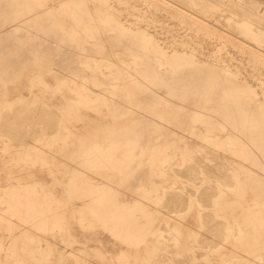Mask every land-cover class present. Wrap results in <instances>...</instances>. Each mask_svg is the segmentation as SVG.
<instances>
[{"label":"rangeland","instance_id":"rangeland-1","mask_svg":"<svg viewBox=\"0 0 264 264\" xmlns=\"http://www.w3.org/2000/svg\"><path fill=\"white\" fill-rule=\"evenodd\" d=\"M123 1L0 0V83L12 79L14 85L29 88L26 98L10 104L0 103V122L5 116V109L11 111L10 108H13L14 115H31L29 117L25 114L29 117L28 121L24 122L28 130L34 125H41L38 123L39 114L40 117H49L50 114H44L45 108V111H52L58 117L60 132L62 126L65 130L63 121L73 113L78 116H90L88 127L82 130L88 131L90 139L87 143L90 144L84 147L88 146L93 156L89 155L91 157L88 165L95 170L79 172L78 182H86L87 179L102 182L108 174L114 172L120 174L121 181L126 179L130 168L140 164L154 183L136 192L148 196L146 200L149 201L138 206L151 207V210H154V219L158 214L165 215V210L157 204L158 199L163 196L164 186L174 189L178 187L176 189L190 196L189 205L197 212V222L200 219L199 229L192 233L188 240L193 261H204L206 264H244L245 261V264H264V0ZM175 1L179 2L181 7ZM245 2H249L248 5ZM174 4L175 6H172ZM145 5V11L139 12V8ZM238 22L241 23L240 26ZM208 24L223 34H206L205 27ZM237 27H242V31ZM231 32L237 33L233 35ZM257 35L263 38H258ZM197 42H204L208 47L212 45L221 48V58L214 57L217 52L212 55L209 49L198 45ZM195 66L197 67L194 68ZM39 73L49 84L40 80ZM94 81H98L99 85L94 84ZM99 93L101 101L97 103ZM71 97L74 100H71ZM183 99H186V102ZM88 102L92 105L97 103L99 109L95 110L94 106L86 105ZM135 120L142 121V130L155 131L157 138L142 139L140 144H135V140L125 137L123 132L132 130ZM28 122H33L32 127H29L31 124ZM236 135L238 138H234ZM54 136L56 135L46 139L47 153L58 135L55 138ZM228 137L234 140L229 142ZM92 147L101 149L95 151ZM19 148L10 150L5 145L2 152H6L9 157L16 152L18 162H27V159L31 158L29 163L37 164L38 158L36 153L34 154L38 152L37 145L33 146L34 150L29 151V156L18 153L21 151ZM191 149H195L197 154L204 152V162L218 161L225 171H229L230 180L225 183L219 180L213 182L203 165L199 166L198 171L201 173V180L197 178L193 181L177 172L187 161H191L190 153L194 152ZM211 149L216 154L211 152ZM15 162V167L20 165ZM51 167L52 169L46 172L47 180L53 182L59 178L69 179V172L56 171L53 165L47 164V168ZM68 182L59 187H39L37 182L26 188L0 186V211L34 210L36 204L33 201L37 200L42 202L41 206L45 209L64 210L71 205V195L118 194L116 188L106 191L104 184L100 183L102 186L92 185L91 182L89 186H70ZM212 182L218 186L216 194L211 197V204L203 205L197 201L196 195L189 194L188 188L193 192L197 189L198 193L200 188L197 187ZM22 191L27 193V196H24V199H28L27 204L21 201L23 195L17 196L21 195ZM205 210L213 212L216 218H223L224 224L204 237L200 232L206 228L201 215ZM141 212L139 208L129 211L132 222H118L112 213L108 214L105 227L109 230L115 228L113 230L116 231L111 237L118 239L117 231H122L127 226H132L133 222L139 221L143 217ZM182 212H174L169 217L180 220L184 215ZM199 237L203 238L202 242L196 241ZM98 238L80 236L79 248L85 249L90 255L98 253L104 249ZM198 242L202 244L199 245ZM15 253L14 262L17 264L21 252ZM47 254L48 250L45 255ZM84 256L85 252L78 253V264L83 261ZM123 259L121 255L117 258L119 263H122ZM98 261L101 262V257Z\"/></svg>","mask_w":264,"mask_h":264},{"label":"crops","instance_id":"crops-1","mask_svg":"<svg viewBox=\"0 0 264 264\" xmlns=\"http://www.w3.org/2000/svg\"><path fill=\"white\" fill-rule=\"evenodd\" d=\"M28 95L29 88H26L24 85H14L12 83V79L6 80L5 83H0L1 104H10L15 100L24 99ZM12 110L13 108H11V111L8 110L9 112H6L7 116L1 120L2 123L0 122V186L26 188L32 183L37 182V186L39 187H59L63 186L65 182L67 184V181H69L68 183H70V186H89L91 183L92 185L104 184L106 191L116 188L118 194L108 195L105 193L101 195H71V200L69 201L71 205L64 210L57 208L49 210L45 209L44 206H41L42 202L37 200L35 202L33 201V203L36 204V209L34 210L22 209L6 212L0 211V264H15L14 260H16V258L13 256L15 255V251L21 252L17 258V261L19 260V263L17 264H78V253L81 251L85 252V256L80 264H168V262L169 264H205L204 261H193V259H191L193 258V255L189 253V236L199 228L197 222V212L192 210V205L186 209L177 210L184 212H182L184 214L183 218L178 221L177 219L169 217V215L171 216V214L177 211L169 212L167 210L168 208L160 206L159 203L163 196L159 198L157 204H159V208L166 210L163 212L165 215L158 214L157 218L154 219L153 213H151L153 212L151 207L138 206L141 203H146L148 201L146 200L148 197L146 195L136 194V192L139 191V189L141 190L151 185L152 182L154 183V180L149 178L144 169L141 168L140 164L130 168L129 172L125 176L126 179H121V181L120 174L118 172H114L110 175L108 174L106 176L107 178L102 180V182H96L97 180L95 179H87L86 182H78L77 179L79 172L95 170L88 165L89 157L92 156L88 148L90 143H87L90 139L87 135L88 131L82 130V128L88 127L87 123L90 116H78L73 113L67 120L63 121L65 130H63L62 126V130L59 132V126L57 125L59 122L58 117L52 115L47 118L43 115L42 117H39L40 121L38 120V123L43 124H41L42 129L38 124L37 126L40 128L33 126L35 128L33 130L32 127V132L30 133V128L28 130L23 128L25 127L23 122H27L28 117L25 115H13ZM14 116L17 118H12ZM22 116L25 120H27H21L23 119ZM18 117H21V119L17 120L19 119ZM49 118H51V120ZM7 120L10 121L11 125L7 122ZM20 121L23 123L21 126H19L21 123ZM44 121L47 123L46 125L43 123ZM13 122H17L16 125H13L15 124ZM133 123V129L127 130L123 133L126 135L125 137L135 140V144H140L142 139L157 138V133L155 131L142 130V121L135 120ZM3 124L4 129L2 127ZM7 124H9L10 127L6 126ZM18 127L20 129L22 128L23 131L22 129H18ZM93 127L98 126H92V128ZM13 128H15L16 132ZM36 129L42 130L41 132L43 134L39 132L40 130L37 132ZM20 131H22L23 134H21ZM11 132L12 134L15 133L16 136L15 134L11 135ZM33 133H36L37 135H33ZM8 134L10 135L8 136L9 138L7 137ZM40 134L42 135L40 136ZM28 135H32V138ZM38 135L39 137H37ZM53 135L58 136H54V138L56 137L54 139L55 141L52 142V146L47 153L45 151V139H50ZM17 136H19L18 139ZM16 139L18 141H16ZM25 139L27 141L24 142ZM86 144H88V146L84 147ZM5 145L7 148L21 147V151L18 153L25 156H29V151L31 149L34 150L33 146L37 145L38 152H34L38 158L37 164L33 165L29 163L31 158L27 159L29 162H18L19 160H17L16 152L13 154L11 153L12 155L9 157L2 152ZM27 145L29 149L26 147ZM92 148L95 151H99L101 149L100 147ZM15 159L17 160L16 162L14 161ZM13 161L15 163H20V165L15 167L13 165ZM47 164L53 165V169L56 171L69 172V179L59 178L53 180V182L47 180L46 172L47 170L52 169V167L47 168ZM73 182H75V184H73ZM17 196H22L21 201L23 204L28 203V199H24V196H27L25 191H22L21 195L17 194ZM135 208L142 210L141 213L143 214V217L139 219V221L133 222L132 226L130 225L122 231H117V233H119L118 239L111 237V235L116 231L114 232L113 230L115 228L109 230L105 227L106 216L112 213L118 222H120V220L131 221V212L129 213V211L134 210ZM162 217L164 219H162ZM173 235L176 240L173 238ZM80 236H86L87 238L90 236L99 237L98 241L101 242L104 249L98 253L90 255L85 249L79 248ZM166 244L169 245L167 246ZM47 250L48 254L45 255L44 253L47 252ZM62 251H65L66 253ZM120 255L124 257L122 263H119L117 260ZM181 255L183 258L180 259ZM57 256L59 258H57ZM99 257H101V262L98 261ZM166 257H169V260H167Z\"/></svg>","mask_w":264,"mask_h":264},{"label":"bare ground","instance_id":"bare-ground-1","mask_svg":"<svg viewBox=\"0 0 264 264\" xmlns=\"http://www.w3.org/2000/svg\"><path fill=\"white\" fill-rule=\"evenodd\" d=\"M123 1V0H122ZM134 1H136V0H134ZM139 1H141V0H139ZM158 1V0H157ZM168 1V0H167ZM166 1V2H167ZM173 1V0H172ZM202 1V0H201ZM207 1V0H206ZM230 1V0H229ZM239 1V0H238ZM241 1V0H240ZM243 1H245V0H243ZM246 1H248V0H246ZM256 1V0H255ZM124 2V1H123ZM175 2H177V1H175ZM183 2V1H182ZM184 2H186V1H184ZM187 2H188V0H187ZM197 2H199V1H197ZM254 2V1H253ZM263 2V1H262ZM162 3V2H161ZM172 3V2H171ZM179 5H180V3L179 2H177ZM190 3V2H189ZM209 3V2H208ZM213 3V2H212ZM239 3H241V2H239ZM245 3H247V2H245ZM249 3V2H248ZM248 3H247V5H248ZM255 3H257V2H255ZM261 3V2H260ZM120 4V3H119ZM194 4H196V2L194 3ZM202 4V3H201ZM205 4V3H204ZM99 5V4H98ZM124 5V4H123ZM246 5V4H245ZM263 5V4H262ZM100 6H101V4H100ZM107 6V5H106ZM172 6H175V4L174 5H172ZM177 6V5H176ZM184 6V5H183ZM146 5L144 6V7H141V8H139L141 11H139V12H142V11H145L144 9H146ZM170 7V6H169ZM180 7H181V5H180ZM208 7V6H207ZM212 7H213V5H212ZM218 7V6H217ZM241 7V6H240ZM60 8V7H59ZM183 8V7H182ZM190 8V7H189ZM206 8V7H205ZM204 8V9H205ZM214 8V7H213ZM235 8V7H234ZM237 8V7H236ZM239 8V7H238ZM245 8V7H244ZM254 8V7H253ZM106 9V8H105ZM120 9V8H119ZM150 9V8H149ZM174 9V8H173ZM179 9V8H178ZM185 9V8H184ZM209 9H211V8H209ZM177 10V9H176ZM190 10H192V9H190ZM189 10V11H190ZM234 10H236V9H234ZM248 11H250L249 9H247ZM108 11V10H107ZM114 10H112V12H113ZM180 11H181V9H180ZM188 11V10H187ZM194 11V10H193ZM203 11V10H202ZM148 12H149V10H148ZM195 12H197V11H195ZM195 12H194V14H195ZM222 12V11H221ZM237 12V11H236ZM241 12V11H240ZM242 12H246V11H242ZM252 12V11H251ZM114 13V12H113ZM180 13H183V12H180ZM186 13V12H185ZM193 13V12H192ZM191 13V14H192ZM235 13V12H234ZM100 14V13H99ZM153 14V13H152ZM154 14H155V12H154ZM158 14V13H157ZM193 14V15H194ZM200 14V13H199ZM201 15V14H200ZM203 15V14H202ZM261 15V14H260ZM139 16V15H138ZM157 16H159V14L157 15ZM166 16V15H165ZM204 16V15H203ZM235 16V15H234ZM140 17V16H139ZM169 17V16H168ZM191 17V16H190ZM206 17V16H205ZM261 17V16H260ZM264 17V16H263ZM170 18V17H169ZM207 18V17H206ZM209 18V17H208ZM121 19V18H120ZM164 19V18H163ZM172 19V18H171ZM196 19H198V18H196ZM195 19V20H196ZM201 19V18H200ZM203 19V18H202ZM210 19V18H209ZM209 19H207L208 21H209ZM213 19V18H212ZM212 19H211V23H212ZM264 19V18H263ZM215 20V19H214ZM176 21V20H175ZM174 21V22H175ZM201 21V20H200ZM232 21H234V20H232ZM104 22V21H103ZM198 22V21H197ZM203 22H205V21H203ZM237 22V21H236ZM243 22V21H242ZM199 23V22H198ZM217 23H218V21H217ZM232 23V22H231ZM244 23H246V22H244ZM248 23V22H247ZM50 24V23H49ZM104 24V23H103ZM128 24V23H127ZM177 24H179V23H177ZM201 24V23H200ZM216 23H214V25H215ZM218 24H220L221 25V23H218ZM233 24H234V22H233ZM238 24H239V22H238ZM241 24V23H240ZM240 24H239V26H240ZM243 24V23H242ZM249 24H251V23H249ZM140 25V24H139ZM171 25V24H170ZM202 25V24H201ZM245 26H246V24H244ZM138 26V25H137ZM179 26V25H178ZM216 26V25H215ZM230 26V25H229ZM234 26V25H233ZM235 26H236V23H235ZM238 26V25H237ZM242 26V25H241ZM244 26V27H245ZM18 27V26H17ZM130 27V26H129ZM214 27V26H213ZM243 27V26H242ZM241 27V28H242ZM258 27V26H257ZM29 28V27H28ZM78 28V27H77ZM176 28V27H175ZM179 28V27H178ZM235 28V27H234ZM237 28H240V27H237ZM241 28H240V31H242L241 30ZM255 28V27H254ZM112 29V28H111ZM248 29V28H247ZM249 29L251 30V28L249 27ZM249 29H248V32H249ZM260 29V28H259ZM113 30V29H112ZM199 30V29H198ZM226 30V29H225ZM224 30V31H225ZM245 30H246V28H245ZM26 31V30H25ZM84 31V30H83ZM108 31V30H107ZM109 31H110V29H109ZM181 31V30H180ZM233 31V30H232ZM262 31V30H261ZM111 32V31H110ZM183 32V31H182ZM215 32H217V33H215ZM226 32H228V31H226ZM233 32H235V31H233ZM243 32H244V29H243ZM253 32H256V31H253ZM252 32V33H253ZM10 33V32H9ZM13 33V32H12ZM21 33V32H20ZM86 33V32H85ZM191 33V32H190ZM193 33V32H192ZM205 33L206 34H218L219 36H221L223 33H221L219 30H216V29H214V28H212L211 26H209V24L205 27ZM232 33V32H231ZM231 33H229V34H231ZM237 33V32H236ZM235 33V34H236ZM245 33V32H244ZM247 33V32H246ZM251 33V32H250ZM249 33V34H250ZM259 33L261 34V32L259 31ZM18 34V33H17ZM17 34L15 35V36H17ZM40 34V33H39ZM87 34V33H86ZM102 34V33H101ZM162 34V33H161ZM227 34V33H226ZM233 34V33H232ZM231 34V35H232ZM235 34H233V35H235ZM30 35V34H29ZM28 35V36H29ZM194 35V34H193ZM237 35H239V34H237ZM251 35V34H250ZM35 36V35H34ZM156 36V35H155ZM184 36V35H183ZM209 36V35H208ZM253 36V35H252ZM258 36V35H257ZM260 36V35H259ZM259 36H258V38H259ZM14 37V36H13ZM230 37V36H229ZM240 37V36H239ZM241 37H244V36H241ZM254 37V36H253ZM261 38H263L262 36H260ZM29 38V37H28ZM27 38V39H28ZM182 38V37H181ZM201 38V37H200ZM232 38V37H231ZM236 38V37H235ZM245 38H246V36H245ZM250 38H251V36H250ZM17 39V38H16ZM16 39H14V40H16ZM237 39H239V38H237ZM236 39V40H237ZM249 39V38H248ZM32 40V39H31ZM30 40V41H31ZM162 40V39H161ZM243 40V39H242ZM26 41V40H25ZM58 41V40H57ZM71 41V40H70ZM178 41V40H177ZM193 41V40H192ZM206 41V40H205ZM204 41V42H205ZM208 41V40H207ZM241 41V40H240ZM248 41V40H247ZM253 41V40H252ZM254 41H255V39H254ZM253 41V42H254ZM258 41V40H257ZM23 42V41H22ZM204 42H197L198 43V45H200V46H202V47H205V48H207V49H209V51H210V53L212 54V55H214V53H216L217 52V55H215L214 57H216V58H221V48H219V47H217V46H212V45H209L210 47H208V45H206ZM209 42V41H208ZM238 42V41H237ZM251 42V41H250ZM249 42V43H250ZM256 42V41H255ZM259 42V41H258ZM21 43V42H20ZM34 43V42H33ZM242 43V42H241ZM240 43V44H241ZM244 43V42H243ZM261 43H262V41H261ZM19 44V43H18ZM27 44V43H26ZM25 44V45H26ZM251 44V43H250ZM257 45H258V43H256ZM28 45V44H27ZM238 45H239V43H238ZM55 46V45H54ZM60 47V46H59ZM160 46H157V48H159ZM176 47V46H175ZM39 48V47H38ZM170 48V47H169ZM173 48V47H172ZM256 48V47H255ZM260 48V47H259ZM262 48H264L263 46H262ZM261 48V49H262ZM230 49H232V48H230ZM196 51H197V49H195ZM108 51V50H107ZM169 51V50H168ZM142 52V51H141ZM254 52V51H253ZM259 52H261L260 50H259ZM176 53V52H175ZM264 53V52H263ZM134 54V53H133ZM200 54V53H199ZM227 54V53H226ZM99 56H101V55H99ZM225 56V55H224ZM175 57V56H174ZM198 57V56H197ZM226 57V56H225ZM262 57V56H261ZM92 58V57H91ZM228 58V57H227ZM264 58V57H263ZM119 59V58H118ZM189 59V58H188ZM80 60V59H79ZM191 60V59H190ZM226 60V59H225ZM183 61V60H182ZM218 61V60H217ZM122 62V61H121ZM177 62H179V61H177ZM189 62V61H188ZM187 62V63H188ZM193 62V61H192ZM220 61H218V63H219ZM233 62H234V60H233ZM215 63V62H214ZM224 63H226V62H224ZM223 63V64H224ZM263 63V62H262ZM180 64V63H179ZM203 64H204V62H203ZM187 65V64H186ZM191 65H192V63H191ZM221 65V64H220ZM85 66V65H84ZM102 66V65H101ZM184 66H185V64H184ZM183 67V66H182ZM197 66H195L194 68H196ZM223 67V66H222ZM248 67V66H247ZM259 67V66H258ZM187 68V67H186ZM189 68H191V67H189ZM188 68V69H189ZM231 69V68H230ZM201 70V69H200ZM215 70V69H214ZM220 70V69H219ZM225 70H226V68H225ZM229 70V69H228ZM227 70V71H228ZM196 71V70H195ZM227 73V72H226ZM232 74V73H231ZM34 75V74H33ZM33 75H31V76H33ZM193 75V74H192ZM38 77L40 78V80H42L43 82H45L46 84H49L48 83V81L46 80V79H44L43 77H42V75L39 73L38 74ZM188 77H190L189 75H188ZM135 81V80H134ZM31 83V82H30ZM82 84V83H81ZM94 84H96V85H99V82L98 81H94ZM36 85V84H35ZM40 85V84H39ZM93 85V84H92ZM175 85V84H174ZM76 87V86H75ZM49 88H51V87H49ZM61 88H62V86H61ZM78 88V87H77ZM77 88H75L76 90H77ZM81 88V87H80ZM127 88V87H126ZM125 88V89H126ZM42 89V88H41ZM62 89H64V88H62ZM73 89V88H72ZM51 90V89H50ZM71 90V89H70ZM69 90V91H70ZM74 90V89H73ZM124 90V89H123ZM241 91H243V90H241ZM240 91V92H241ZM84 92V91H83ZM129 92V91H128ZM239 92V93H240ZM62 93H64V92H62ZM66 93V92H65ZM77 93V92H76ZM75 93V94H76ZM79 93V92H78ZM82 93V92H81ZM87 93H89V92H87ZM95 93V92H94ZM31 94V93H30ZM74 94V93H73ZM49 95V94H48ZM47 95V96H48ZM59 95H60V93H59ZM68 95V94H67ZM86 95V94H85ZM262 95H264V93L262 92ZM33 96V95H32ZM50 96V95H49ZM62 96V95H61ZM66 96V95H65ZM83 96H84V94H83ZM87 96V95H86ZM27 97V96H26ZM36 97V96H35ZM40 97H41V95H40ZM133 97V96H132ZM50 98V97H49ZM51 98H53V97H51ZM67 98V97H66ZM77 98H79V97H77ZM80 98H81V100L83 99L81 96H80ZM135 98V97H134ZM246 98V97H245ZM98 100H97V103H99V101H101V94L99 93L98 94V98H97ZM129 99V98H128ZM26 100V99H25ZM37 100V99H36ZM71 100H74L72 97H71ZM70 100V101H71ZM89 100V99H88ZM133 100H135V99H133ZM184 100V99H183ZM186 100V99H185ZM184 100V101H185ZM20 101V100H19ZM19 101H17V102H19ZM31 101V100H30ZM34 101V100H33ZM32 101V102H33ZM43 101V100H42ZM57 101H58V99H57ZM84 101V100H83ZM127 101V100H126ZM161 101V100H160ZM36 102V101H35ZM73 102V101H72ZM162 102V101H161ZM186 102V101H185ZM201 102V101H200ZM9 103V102H8ZM49 103V102H48ZM51 103V102H50ZM75 103V102H74ZM79 103H81V102H79ZM78 103V104H79ZM97 103H95L94 105H92L91 103H87L86 105H88V106H94V109L95 110H98L99 109V106H98V104ZM126 103V102H125ZM153 103V102H152ZM166 103H167V101H166ZM20 104H21V102H20ZM20 104H18L17 106H19ZM27 104H29L28 103V100H27ZM31 104V103H30ZM35 104V103H34ZM37 104V103H36ZM39 104V103H38ZM71 104V103H70ZM138 104V103H137ZM44 105V104H43ZM55 105V104H54ZM57 105V104H56ZM76 105V104H75ZM263 105H264V103H263ZM17 106H16V108H17ZM30 106V105H29ZM33 106V105H32ZM49 106V105H48ZM69 106V105H68ZM134 106V105H133ZM132 106V107H133ZM143 106V105H142ZM8 107H9V105H8ZM14 108H15V106H13ZM21 107V106H20ZM24 107H25V105H24ZM37 107V106H36ZM58 107V106H57ZM59 107H60V105H59ZM26 108V107H25ZM24 108V109H25ZM29 108V107H28ZM32 108V107H31ZM53 107H51V109H52ZM126 108V107H125ZM136 108H137V106H136ZM157 108V107H156ZM155 108V109H156ZM0 109H2V108H0ZM11 109V108H10ZM34 109V108H33ZM36 109V108H35ZM44 109V114L45 115H47V114H50L49 115V117L50 116H52V115H54L53 113H52V111H49V110H46L45 111V108H43ZM49 109H50V107H49ZM58 109V108H57ZM128 109V108H127ZM132 109V108H131ZM166 109H168V108H166ZM20 110H22V109H20ZM20 110H19V112H20ZM26 110H28V109H26ZM37 111H38V109H36ZM41 110H42V107H41ZM40 110V111H41ZM66 110H67V108H66ZM5 111H6V109H5ZM5 111H4V115L5 116H7L6 114H5ZM13 111V110H12ZM24 111V110H23ZM35 111V110H34ZM43 111V110H42ZM128 111V110H127ZM7 113L9 112L8 110L6 111ZM25 112V111H24ZM30 112V111H29ZM33 112V111H32ZM54 112V111H53ZM128 112H130V111H128ZM134 112H135V110H134ZM153 112H154V110H153ZM34 113V112H33ZM43 113V112H42ZM95 113V112H94ZM156 113V112H155ZM161 113V112H160ZM3 114V113H2ZM25 114H27L28 115V113H24V115ZM131 114V113H130ZM129 114V115H130ZM14 115V114H13ZM18 115V114H17ZM22 115H23V113H22ZM36 115V114H35ZM34 115V117H35V119H36V116ZM43 115V114H42ZM127 115V114H126ZM134 115V114H133ZM132 115V116H133ZM141 115V114H140ZM164 115V114H163ZM2 117H3V115H1ZM4 116V117H5ZM12 116V115H11ZM18 116H21L20 115V113H19V115ZM29 116V115H28ZM31 116V115H30ZM29 116V117H30ZM41 115L39 114V117H40ZM59 116V115H58ZM29 117H28V119H29ZM38 117V118H39ZM165 117V116H164ZM164 117H162L163 119H164ZM1 118V117H0ZM12 118H15V116L14 117H12ZM17 118V117H16ZM15 118V119H16ZM19 119H17V120H20L21 119V117H18ZM22 118L23 119H21V120H25L24 119V117L22 116ZM37 118V119H38ZM48 118V117H47ZM129 118V117H128ZM132 118V117H131ZM255 118V117H254ZM2 119V118H1ZM10 119V118H9ZM14 119V120H15ZM31 119V118H30ZM34 119V118H33ZM50 120H51V118H49ZM124 119V118H123ZM13 120V119H12ZM16 120V121H17ZM27 120V119H26ZM25 120V121H26ZM44 120V119H43ZM42 120V121H43ZM104 120V119H103ZM125 120H127L126 119V117H125ZM196 120V119H195ZM40 121V120H39ZM38 121V122H39ZM41 121V122H42ZM46 121H47V119H46ZM117 121V120H116ZM163 121V120H162ZM7 122H9V124L11 125V123H10V121L9 120H7ZM21 122V121H20ZM19 122V123H20ZM55 122V121H54ZM102 122V121H101ZM125 122V121H124ZM151 122V121H150ZM157 122V121H156ZM155 122V123H156ZM1 123H2V121H1ZM4 123V122H3ZM13 123H15V124H13ZM12 124L13 125H16V123L17 122H13ZM24 123V122H23ZM22 122L20 123V125L19 126H21V124H23ZM28 123H30V122H28ZM33 123V122H32ZM32 123H30L31 124V126H29V127H32ZM43 123H45V121L43 122ZM120 123V122H119ZM163 123V122H162ZM168 123V122H167ZM9 124H7L6 126H9L10 127V125ZM27 124V123H26ZM35 124V123H34ZM33 124V125H34ZM42 124V123H41ZM47 123H45V125H46ZM51 124V123H50ZM118 124V123H117ZM151 124V123H150ZM157 124V123H156ZM160 124V123H159ZM18 125V124H17ZM28 125V124H27ZM43 125V124H42ZM113 126H114V124H112ZM223 125H225V124H223ZM222 125V126H223ZM2 126V125H1ZM24 126H26V125H24ZM35 126V125H34ZM39 126H41L40 124H39ZM39 126H36V128L37 127H39ZM169 126V125H168ZM3 129H4V124H3ZM23 127V126H22ZM16 128V127H15ZM15 128H13L14 129V131H15ZM23 128H26V127H23ZM34 128L35 127H33V130H34ZM40 128V127H39ZM170 128V127H169ZM218 128V127H217ZM7 129V128H6ZM5 129V130H6ZM11 129H12V127H11ZM10 129V130H11ZM18 129H20L19 127H18ZM22 129V128H21ZM20 129V130H21ZM27 129V128H26ZM29 129V128H28ZM41 129H42V126H41ZM31 130V131H30ZM30 130H29V132L31 133L32 132V129L30 128ZM37 130V129H36ZM36 130H35V132H36ZM40 130V129H39ZM39 130H37V132L39 131ZM235 130V129H234ZM3 131V130H2ZM13 131V132H14ZM22 131H23V129H22ZM22 131H20V133L21 134H23L22 133ZM27 131V130H26ZM25 131V132H26ZM42 130H40L39 132H41ZM46 131L48 132V130L46 129ZM45 131V132H46ZM160 131V130H159ZM5 132V131H4ZM16 132V131H15ZM28 132V131H27ZM162 132V131H161ZM160 132V133H161ZM166 132H167V130H166ZM172 132V131H171ZM3 133V132H2ZM7 133V132H6ZM6 133H5V135H6ZM42 133V132H41ZM168 133V132H167ZM1 134V133H0ZM11 135H14V134H12V132L10 133ZM21 134H19V135H21ZM24 134H26V133H24ZM37 135L36 133H33V135ZM43 134V133H42ZM42 134H40V136L42 135ZM48 134V133H47ZM103 134V133H102ZM221 134V133H220ZM233 134V133H232ZM27 135V134H26ZM205 135V134H204ZM203 135V136H204ZM8 136H10L9 134L7 135V137ZM15 136H16V134H15ZM30 138H32V135H28ZM103 136V135H102ZM181 136V135H180ZM179 136V137H180ZM6 137V136H5ZM12 137H14V136H12ZM18 137L19 136H17V139H18ZM37 137H39V135L37 136ZM9 138V137H8ZM26 138H28V137H26ZM46 138V137H45ZM234 138H238V135H236ZM10 139H11V137H10ZM9 139V140H10ZM13 139H15V138H13ZM16 139V141H18ZM34 139V138H33ZM33 139H31V140H33ZM38 139V138H37ZM148 139H150V138H148ZM175 139V138H174ZM213 139V138H212ZM216 139V138H215ZM226 139V138H225ZM20 140V139H19ZM46 140V139H45ZM177 140V139H176ZM179 140V139H178ZM195 140V139H194ZM206 140V139H205ZM209 140V139H208ZM228 140H229V142L230 141H233L234 139L232 138V137H228ZM14 141V140H13ZM25 141H27L26 139L24 140V142ZM30 141V140H29ZM38 141H39V139H38ZM41 141H43V140H41ZM173 141V140H172ZM209 141H211V140H209ZM15 142V141H14ZM21 142V141H20ZM22 142H23V140H22ZM32 142V141H31ZM153 142V141H152ZM226 142V141H225ZM205 143V142H204ZM203 143V144H204ZM21 144H23V143H21ZM36 144V143H35ZM172 144V143H171ZM232 144V143H231ZM17 145V144H16ZM28 145H29V143H28ZM28 145L26 146V147H28ZM1 146V145H0ZM35 146V145H34ZM203 146V145H202ZM207 146V145H206ZM226 147H227V145H226ZM234 147V146H233ZM18 148V147H17ZM23 148H24V146H23ZM189 148V147H188ZM201 148V147H200ZM199 148V149H200ZM20 150H21V147L19 148ZM28 149H29V147H28ZM92 149V148H91ZM156 149V148H155ZM10 150H11V148H10ZM24 150V149H23ZM32 150V149H31ZM191 150H195V149H191ZM212 150V149H211ZM221 150H222V148H221ZM19 151V150H18ZM26 151V150H25ZM24 151V152H25ZM158 151V150H157ZM242 151V150H241ZM23 152V153H24ZM33 152V151H32ZM104 152V151H103ZM170 152H172V151H170ZM176 152V151H175ZM179 152V151H178ZM195 152V151H194ZM194 152H192V153H190L191 154V156H190V159H191V161H187L186 162V164L184 165V167H183V165L181 166L182 168H180V170L178 171L177 170V172H179V173H181V174H183L184 176H187V177H189L190 179H192L193 181H194V179H200L201 178V173H199L198 171H199V166H204V168H205V172H207L208 173V175L211 177V179L213 180V182L215 181V180H219V181H224V183H225V181H229L230 180V178H231V175L227 172V171H225V169L223 168V167H221L219 164H218V161H217V163L216 162H204L203 161V155H205L204 154V152H202V153H200V154H197L196 152L194 153ZM200 152H201V150H200ZM211 152H213L214 154H216L215 153V151L214 150H212ZM231 152V151H230ZM6 153V152H5ZM159 153H163L162 151L160 152L159 151ZM210 153V152H209ZM193 154V155H192ZM197 154V155H196ZM208 154V153H207ZM17 156V155H16ZM105 156V155H104ZM184 156V155H183ZM207 156H209V155H207ZM218 156V155H217ZM214 157V156H213ZM216 157V156H215ZM223 157V156H222ZM180 158V157H179ZM184 158H186V156L184 157ZM183 158V159H184ZM213 159V158H212ZM228 159V158H227ZM25 160V159H24ZM156 160V159H155ZM175 160V159H174ZM177 160V159H176ZM185 160V159H184ZM183 160V161H184ZM220 160V159H219ZM36 161V160H35ZM27 162H29V161H27ZM37 162V161H36ZM161 162V161H160ZM179 162V161H178ZM223 162V161H222ZM12 163V162H11ZM220 163V162H219ZM231 163V162H230ZM175 164V163H174ZM178 166H180V165H178ZM152 167V166H151ZM203 168V167H202ZM223 168V169H222ZM230 168V167H229ZM234 168V167H233ZM172 169V168H171ZM232 169V168H231ZM233 170V169H232ZM11 171V170H10ZM163 171V170H162ZM201 171V170H200ZM17 172V171H16ZM165 172V171H164ZM163 173V172H162ZM206 173V174H207ZM10 174V173H9ZM155 174V173H154ZM160 174V173H159ZM41 175V174H40ZM178 175V174H177ZM233 175V174H232ZM45 176V175H44ZM181 177V176H180ZM39 178H41V177H39ZM184 178V177H183ZM235 178V177H234ZM43 179H44V177H43ZM169 179V178H168ZM167 179V180H168ZM123 180V179H122ZM201 180V179H200ZM199 180V181H200ZM212 180H210V181H212ZM160 181V180H159ZM159 181H157V182H159ZM164 181V180H163ZM178 181H182V180H178ZM32 182V181H31ZM162 182V181H161ZM209 183V184H206V185H204V186H202V187H197V188H200V190L198 191V193H197V189H195L196 190V192L194 191H192V189L191 188H188V186H187V188H188V190L190 191V193L189 194H193L194 196L196 195V197H197V201H200L201 202V204H203V205H205V204H211L210 203V201H211V197L213 196V195H215L216 194V191H217V186L215 185V183ZM14 183V182H13ZM222 183V182H221ZM40 184V183H39ZM70 184V183H69ZM169 184V183H168ZM188 184V183H187ZM17 185V184H16ZM152 185V184H151ZM171 185V184H170ZM169 185V186H170ZM182 185V184H181ZM189 185V184H188ZM25 186V185H24ZM161 186V185H160ZM184 186V185H183ZM197 186V185H196ZM3 187V186H2ZM29 187V186H28ZM165 187V186H164ZM162 188V190H163V198L160 200V206H162V207H166V208H168L167 210L169 211V212H174V211H177V210H180V209H186L187 207H189L190 205V203H189V197L190 196H188L187 194H184L183 193V191H181V190H179V189H176V188H178V187H176L175 189L174 188ZM168 187V186H167ZM233 186H231V188H232ZM93 188V187H92ZM91 188V189H92ZM184 188H185V186H184ZM226 188H227V186H226ZM229 188V187H228ZM4 189V188H3ZM8 189V188H7ZM30 189V188H29ZM152 189V188H151ZM45 190V189H44ZM66 190V189H65ZM28 191V190H27ZM49 191V190H48ZM8 192V191H7ZM45 192H47V191H45ZM95 192V191H94ZM32 193V192H31ZM43 193H44V191H43ZM150 193H151V191H150ZM158 193V192H157ZM49 194V193H48ZM152 194V193H151ZM3 195V194H2ZM44 195V194H43ZM53 195V194H52ZM156 195V194H155ZM5 196V195H4ZM40 196V195H39ZM49 196V195H48ZM150 196V195H149ZM162 196V195H161ZM148 197V196H147ZM44 198V197H43ZM54 198V197H53ZM7 199V198H6ZM150 199V198H149ZM158 199V198H157ZM2 200V199H1ZM153 200V199H152ZM159 200V199H158ZM45 201V200H44ZM45 202H47V201H45ZM148 202V201H147ZM158 202V201H157ZM4 203V202H3ZM3 203H2V205H3ZM6 203V202H5ZM104 203V202H103ZM196 203V202H195ZM213 204V203H212ZM159 207V206H158ZM211 207V206H210ZM154 208V207H153ZM156 208V207H155ZM208 209V208H207ZM154 211V210H153ZM166 211V210H165ZM198 211H199V209H198ZM208 211V212H207ZM181 212V211H180ZM1 213V212H0ZM152 213V212H151ZM223 213V212H222ZM176 214V213H175ZM164 215V214H163ZM199 215V214H198ZM201 215H202V221L204 222L203 224H204V226L206 227V228H203L202 230H201V232H200V234L201 235H203L204 237L206 236V235H208L210 232H212V231H214V229L217 227H220V226H222L223 224H224V219L223 218H216V216H215V214L213 213V212H211V211H209V210H205L203 213H201ZM222 216L224 215V213L223 214H221ZM133 216V215H132ZM232 216V215H231ZM230 216V217H231ZM134 217V216H133ZM198 217V216H197ZM225 217H226V214H225ZM209 218V219H208ZM226 218H228V217H226ZM253 218V217H252ZM162 219H164L163 217H162ZM42 221V220H41ZM109 221V220H108ZM121 221V220H120ZM178 221V220H177ZM199 221H200V219H199ZM198 221V222H199ZM36 222V221H35ZM43 222H45V221H43ZM62 222H64V221H62ZM230 222V221H229ZM239 222V221H238ZM86 223V222H85ZM126 224V223H125ZM173 224V223H172ZM225 224H226V222H225ZM231 224V223H230ZM110 225V224H109ZM170 225V224H169ZM200 225V224H199ZM198 225V226H199ZM220 225V226H219ZM227 225V224H226ZM112 226V225H111ZM237 226V225H236ZM243 226V225H242ZM60 227V226H59ZM229 227V226H228ZM245 227V226H244ZM171 228V227H170ZM199 229V228H198ZM119 230V229H118ZM168 230H169V227H168ZM172 230V229H171ZM180 230V229H179ZM219 230V229H218ZM163 231V230H162ZM176 231H177V229H176ZM176 231H175V233H176ZM194 231V230H193ZM196 231V230H195ZM221 231V230H220ZM229 231V230H228ZM115 232V231H114ZM168 232H170V231H168ZM173 232H174V230H173ZM232 232H233V229H232ZM246 233V232H245ZM62 234H64V233H62ZM62 234H61V236H62ZM195 234H197V233H195ZM255 234H257V233H255ZM163 235V234H162ZM170 235V234H169ZM175 235V234H174ZM174 235H173V238H174ZM217 235H219V233L217 234ZM224 235V234H223ZM235 235V234H234ZM177 236V235H176ZM175 236V237H176ZM193 236H194V234H193ZM215 236V235H214ZM232 236V235H231ZM51 237V236H50ZM159 237V236H158ZM164 237V236H163ZM240 237V236H239ZM223 238V237H222ZM236 238V237H235ZM175 239V238H174ZM216 239V238H215ZM246 239V238H245ZM33 240V239H32ZM71 240V239H70ZM74 240V239H73ZM138 240V239H137ZM165 240V239H164ZM163 240V241H164ZM176 240V239H175ZM202 240H203V238L202 237H199V239L198 240H196V241H201L202 242ZM256 240V239H255ZM36 241V240H35ZM34 241V242H35ZM44 241V240H43ZM72 241V240H71ZM166 241V240H165ZM169 241V240H168ZM210 241V240H209ZM232 241V240H231ZM42 242V241H41ZM47 242V241H46ZM173 242H175V241H173ZM190 242V241H189ZM206 242V241H205ZM176 243V242H175ZM209 243V242H208ZM208 243H207V245H208ZM212 243H214L213 241H212ZM233 243V242H232ZM244 243V242H243ZM41 244V243H40ZM43 244V243H42ZM49 244V243H48ZM165 244V243H164ZM197 244H199V242L197 243ZM200 244H202V243H200ZM199 244V245H200ZM33 245V244H32ZM167 245V244H166ZM169 245V244H168ZM167 245V246H168ZM198 245V246H199ZM206 245V244H205ZM212 245V244H211ZM211 245H209L210 247H211ZM29 246V245H28ZM34 246V245H33ZM192 246V245H191ZM203 246V245H202ZM208 246V247H209ZM37 247V246H36ZM50 247V246H49ZM159 247V246H158ZM190 247V246H189ZM27 248V247H26ZM215 248H217V247H215ZM219 248V247H218ZM11 249V248H10ZM161 249H163V248H161ZM166 249V248H165ZM191 249V248H190ZM193 249H195V248H193ZM207 249V248H206ZM32 250V249H31ZM156 250V249H155ZM168 250H170V249H168ZM175 250V249H174ZM185 250V249H184ZM204 250V249H203ZM202 250V251H203ZM210 250V249H209ZM11 251V250H10ZM9 251V252H10ZM172 251V250H171ZM188 251V250H187ZM194 251V250H193ZM217 251V250H216ZM222 251V250H221ZM16 252V251H15ZM37 252V251H36ZM59 252V251H58ZM62 252H65V251H62ZM207 252V251H206ZM233 252V251H232ZM40 253V252H39ZM46 253V252H45ZM44 253V254H45ZM66 253V252H65ZM167 253V252H166ZM188 253V252H187ZM190 253H192L191 251H190ZM194 253V252H193ZM210 253V252H209ZM230 253V252H229ZM16 254V253H15ZM28 254V253H27ZM29 254H30V252H29ZM177 254V253H176ZM227 254V253H226ZM256 254H258V252L256 253ZM42 255V254H41ZM147 255H149V254H147ZM161 255V254H160ZM164 255V254H163ZM174 256H175V254H173ZM173 255H171V256H173ZM190 255V254H189ZM211 255V254H210ZM13 256H15V255H13ZM40 256V255H39ZM155 256V255H154ZM220 256V255H219ZM232 256H234V255H232ZM259 256H262V255H259ZM17 257V256H16ZM35 257V256H34ZM157 257V256H156ZM155 257V258H156ZM175 257H177V256H175ZM180 257V256H179ZM191 257V256H190ZM193 257V256H192ZM201 258H202V256H200ZM253 257H255V255L253 256ZM41 258V257H40ZM57 258H59L58 256H57ZM150 258V257H149ZM164 258V257H163ZM167 258V257H166ZM181 258H183L182 257V255H181V257H180V259ZM197 258V257H196ZM228 258H230V256L228 257ZM37 259H39V258H37ZM178 259V258H177ZM204 259V258H203ZM210 259V258H209ZM231 259V258H230ZM229 259V260H230ZM243 259V258H242ZM253 259V258H252ZM251 259V260H252ZM257 259V258H256ZM10 260H13V259H10ZM30 260V259H29ZM62 260V259H61ZM65 260V259H64ZM159 260V259H158ZM167 260H169V257L167 258ZM176 260V259H175ZM195 260V259H194ZM200 260V259H199ZM15 261V260H14ZM31 261V260H30ZM35 261V260H34ZM37 261V260H36ZM146 261H147V259H146ZM145 261V262H146ZM148 261H150V260H148ZM154 261H155V259H154ZM153 261V262H154ZM209 261V260H208ZM207 261V262H208ZM215 261V260H214ZM223 261V260H222ZM227 261V260H226ZM231 261V260H230ZM250 261V260H249ZM253 261H255V259L253 260ZM151 262V261H150ZM157 262V261H156ZM160 262V261H159ZM164 262V261H163ZM167 262V261H166ZM177 262V261H176ZM188 262V261H187ZM203 262V261H202ZM210 262V261H209ZM16 263H18V262H16ZM31 263V262H30ZM162 263V262H161ZM165 263V262H164ZM192 263V262H191ZM224 263V262H223ZM222 263V264H223ZM231 263V262H230ZM245 263H246V261H245ZM244 263V264H245ZM56 264V263H55ZM168 264H169V262H168ZM197 264V263H196ZM203 264V263H202ZM206 264V263H205ZM208 264V263H207ZM226 264V263H225ZM239 264V263H238Z\"/></svg>","mask_w":264,"mask_h":264}]
</instances>
